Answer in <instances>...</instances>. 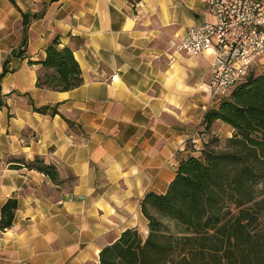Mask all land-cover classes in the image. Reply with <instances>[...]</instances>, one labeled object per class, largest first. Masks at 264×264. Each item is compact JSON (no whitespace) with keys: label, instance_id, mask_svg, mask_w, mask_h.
<instances>
[{"label":"crops","instance_id":"obj_1","mask_svg":"<svg viewBox=\"0 0 264 264\" xmlns=\"http://www.w3.org/2000/svg\"><path fill=\"white\" fill-rule=\"evenodd\" d=\"M205 20V0H0V212L17 201L0 264H98L123 231L146 232L141 200L205 142L212 54L169 49ZM53 40L79 66L73 90L35 85ZM35 157L58 183L23 165Z\"/></svg>","mask_w":264,"mask_h":264},{"label":"trees","instance_id":"obj_2","mask_svg":"<svg viewBox=\"0 0 264 264\" xmlns=\"http://www.w3.org/2000/svg\"><path fill=\"white\" fill-rule=\"evenodd\" d=\"M22 23L25 34L29 18L24 15ZM45 54L37 88L67 92L82 84L69 48L53 40ZM7 62L1 77L8 72ZM34 111L56 113L48 106ZM216 122L233 130L222 148L215 149L212 138L197 155L179 160L166 192L147 193L140 202L145 235L126 229L100 250L98 264H264V74L249 75L208 109L202 134L209 135ZM23 165L58 183L56 168L41 158ZM16 208L15 199L3 205L0 230L12 226Z\"/></svg>","mask_w":264,"mask_h":264},{"label":"built area","instance_id":"obj_3","mask_svg":"<svg viewBox=\"0 0 264 264\" xmlns=\"http://www.w3.org/2000/svg\"><path fill=\"white\" fill-rule=\"evenodd\" d=\"M211 20L190 28L180 41H170L174 53L196 57L210 52L211 78L206 93L217 105L264 56V0H205Z\"/></svg>","mask_w":264,"mask_h":264},{"label":"rangeland","instance_id":"obj_4","mask_svg":"<svg viewBox=\"0 0 264 264\" xmlns=\"http://www.w3.org/2000/svg\"><path fill=\"white\" fill-rule=\"evenodd\" d=\"M261 58H264V56H262ZM261 58H259V59H261ZM258 61V60H257ZM256 61V62H257ZM254 63L252 66H251V68L249 69V71H248V74H247V76L245 77V79L249 76V75H252V76H256V75H259L260 73H264V68L263 67H261V66H259L258 65V63ZM245 79L243 80V81H245ZM242 81V82H243ZM214 106H216L215 104H212L210 107H214ZM217 123H221V122H216L215 124H214V126L212 127V131H211V133L209 134V135H205V142H208V141H210L212 138L213 139H216L217 140V142H214L213 143V146H214V148L215 149H217V150H219V149H221L222 148V146H223V143H224V140L225 139H227V138H230L231 137V135H232V133H231V135L229 136L228 134H227V131L226 130H223V129H221V128H219L218 126H217ZM202 134V133H201ZM204 143V142H203ZM146 230V229H145ZM140 232L142 233V235H145V232L143 231V230H140Z\"/></svg>","mask_w":264,"mask_h":264}]
</instances>
